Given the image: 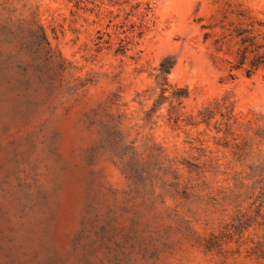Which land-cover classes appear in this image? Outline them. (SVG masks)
Returning <instances> with one entry per match:
<instances>
[{"label":"rangeland","instance_id":"374dc122","mask_svg":"<svg viewBox=\"0 0 264 264\" xmlns=\"http://www.w3.org/2000/svg\"><path fill=\"white\" fill-rule=\"evenodd\" d=\"M82 1L0 0V264H264V73L213 27L264 0Z\"/></svg>","mask_w":264,"mask_h":264},{"label":"trees","instance_id":"16d2710c","mask_svg":"<svg viewBox=\"0 0 264 264\" xmlns=\"http://www.w3.org/2000/svg\"><path fill=\"white\" fill-rule=\"evenodd\" d=\"M76 5L83 3L82 0H74ZM229 13L222 14V19L215 27L223 30L221 37L215 40L218 51H222L227 45V53L233 56L234 61L230 62L228 77L230 80L235 79L234 71H242L246 77L253 76L256 72L264 73V21L258 20L245 11H239L235 16V20H229ZM35 39L38 46L46 48L48 59L58 58L62 60L60 54L52 52L49 48L50 44L43 30ZM209 36V35H208ZM98 36V40H101ZM123 42V41H122ZM116 49V55L124 56L128 50L126 44H122ZM101 42H98L99 45ZM233 43L235 50L230 52V44ZM100 49V46H99ZM176 60L173 56H167L162 59L159 64L158 74L156 76L157 88L160 92L158 98L154 101L152 108L148 111V119L150 120L166 102L170 105V115H177L178 110L183 108L184 101L189 97V91L186 87H178L172 85L168 80V75L175 66ZM62 70L65 69L63 63L60 64ZM26 69H23L25 71ZM89 82L69 87V90L77 91L83 88ZM24 84L29 87L31 81L26 79ZM169 93V94H168Z\"/></svg>","mask_w":264,"mask_h":264}]
</instances>
